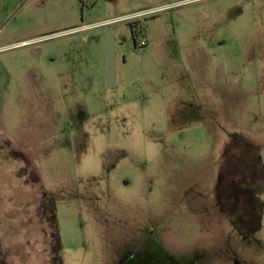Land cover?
I'll return each mask as SVG.
<instances>
[{"label": "rangeland", "instance_id": "1", "mask_svg": "<svg viewBox=\"0 0 264 264\" xmlns=\"http://www.w3.org/2000/svg\"><path fill=\"white\" fill-rule=\"evenodd\" d=\"M254 194L264 0H0V264H264Z\"/></svg>", "mask_w": 264, "mask_h": 264}, {"label": "trees", "instance_id": "2", "mask_svg": "<svg viewBox=\"0 0 264 264\" xmlns=\"http://www.w3.org/2000/svg\"><path fill=\"white\" fill-rule=\"evenodd\" d=\"M137 35L138 33L133 30L134 39L137 38ZM43 190L44 189L42 188L40 192H42V195H43L42 200L45 203V210L47 212H50V214H52V220H51L52 226L50 225L51 226L50 232L52 236L50 240L54 241L53 244L56 245V250H57V253L59 254L60 242H59V234L57 231V219H56L53 205L49 201L47 193L45 192V190L44 191ZM244 206H246L245 207L246 209L242 208L243 210H241L240 212L241 216H239L237 219H234V218L233 219L236 220L234 221L235 225H237L240 229L244 230V234L247 236V235L255 233L257 230L261 228L262 211L264 209V203L261 200L259 194L257 195L254 194L251 197V201ZM246 213H250L252 216L248 218L245 216ZM48 235L50 236L49 233Z\"/></svg>", "mask_w": 264, "mask_h": 264}, {"label": "water", "instance_id": "3", "mask_svg": "<svg viewBox=\"0 0 264 264\" xmlns=\"http://www.w3.org/2000/svg\"><path fill=\"white\" fill-rule=\"evenodd\" d=\"M116 54V32L113 27H110L106 36V76L108 88L116 86Z\"/></svg>", "mask_w": 264, "mask_h": 264}, {"label": "flooded vegetation", "instance_id": "4", "mask_svg": "<svg viewBox=\"0 0 264 264\" xmlns=\"http://www.w3.org/2000/svg\"><path fill=\"white\" fill-rule=\"evenodd\" d=\"M23 157H24V155H23ZM24 161H26V163H30V161L27 158V156L24 157ZM222 180H223V177H222V179H221L220 182H223L222 186H224L225 185V181H222ZM252 182H253V180H252ZM234 184H235V182H234ZM245 186H248V185L247 184H244V181L241 180L240 181V187H245ZM38 206H39V210H42V211H38L39 217L41 216V219H42L43 222L46 221V222H48L52 226V221H51L52 220V214H50V212H47L45 210V203H44V201L42 199H40ZM245 216L248 217V218H250L252 215L250 213H246ZM46 233L48 234V232H46ZM57 261H58L57 262L58 264H61L60 258Z\"/></svg>", "mask_w": 264, "mask_h": 264}, {"label": "built area", "instance_id": "5", "mask_svg": "<svg viewBox=\"0 0 264 264\" xmlns=\"http://www.w3.org/2000/svg\"><path fill=\"white\" fill-rule=\"evenodd\" d=\"M144 41H145V40H144ZM142 45H144V43H143ZM143 47H144V46H143ZM143 47H142V48H143ZM142 48H141V49H142Z\"/></svg>", "mask_w": 264, "mask_h": 264}]
</instances>
